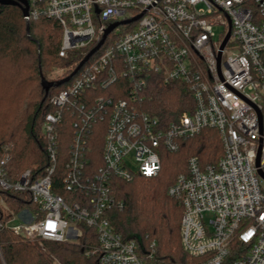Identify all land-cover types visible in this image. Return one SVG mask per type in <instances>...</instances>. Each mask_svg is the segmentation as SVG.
<instances>
[{
  "label": "built area",
  "instance_id": "2783aa9c",
  "mask_svg": "<svg viewBox=\"0 0 264 264\" xmlns=\"http://www.w3.org/2000/svg\"><path fill=\"white\" fill-rule=\"evenodd\" d=\"M26 1L28 21L47 18L60 27V57L99 41L108 24L140 17L112 29L107 36L134 23L50 95L52 110L41 123L42 171L33 177L27 168L10 179V154L0 149V230L28 241L76 243L84 224L94 230L96 243L86 254H96L97 264H152L154 242L142 247L111 225L108 210L122 205L112 194V179L154 176L160 149L176 150L181 138L214 128L223 148L216 163L189 157L186 171L167 188L182 206L181 248L196 258L192 264H264V176L258 173H264V0ZM157 80L184 84L193 100L191 110L165 126L143 108L145 92ZM66 114L73 120L63 154L68 195L62 196L52 181ZM101 124L95 167L91 140ZM10 191L28 192L35 208L13 210L6 202ZM234 239L240 241L237 256L229 251Z\"/></svg>",
  "mask_w": 264,
  "mask_h": 264
},
{
  "label": "trees",
  "instance_id": "16d2710c",
  "mask_svg": "<svg viewBox=\"0 0 264 264\" xmlns=\"http://www.w3.org/2000/svg\"><path fill=\"white\" fill-rule=\"evenodd\" d=\"M26 21L21 8L15 4L0 2V149L5 146L10 154L8 170L10 179H15L25 169L32 176L47 164L44 138L41 132L43 115L52 110L49 97L65 87L67 82L51 86L47 92L40 84L41 75L47 80L56 67H63V76L69 75L87 51L88 47L73 50L60 57L57 49L61 29L56 21L40 18ZM134 23L124 25L130 30ZM124 32L120 31L119 33ZM117 37H106L103 46L90 59ZM110 38V39H109ZM156 76H154L155 78ZM114 86L110 87V90ZM109 92H106V94ZM116 96H121L116 95ZM192 95L179 82L162 84L156 81L145 92L143 108L165 126L182 111L191 110ZM72 116L63 118L66 128L65 140L61 143L60 158L53 174L52 190L68 195L62 189L64 152L67 145ZM69 125V127H68ZM102 129L92 137V163L100 165V143ZM69 131V132H68ZM223 154L218 131L205 128L193 136L181 138L173 151L160 149V169L154 176H135L131 181L113 178L111 191L116 202L107 215L113 229L124 239H135L142 247L154 242L152 264H192L196 258L184 252L180 245L179 221L181 203L167 193L179 173L185 172L189 157H196L201 165L214 164ZM6 202L15 211L22 208L34 209L28 192H5ZM82 235L78 242H54L50 240L28 241L9 230H0V247L5 264H97L96 254H86L96 243L94 230L81 224ZM240 241L230 244V255L237 256Z\"/></svg>",
  "mask_w": 264,
  "mask_h": 264
},
{
  "label": "water",
  "instance_id": "95a60500",
  "mask_svg": "<svg viewBox=\"0 0 264 264\" xmlns=\"http://www.w3.org/2000/svg\"><path fill=\"white\" fill-rule=\"evenodd\" d=\"M1 3H4V4H15L17 6H19L21 8V11H22V14H23V17L26 21V31L28 32V25H29V21H28V12H27V1L26 0H0ZM96 12H98V10H96ZM140 17V14L139 15H136L134 17H131L129 19H123V20H119V21H115L113 23H110L108 24V26L105 28L101 38L99 39V41H97V43L92 47L90 48L87 53L83 56V58L78 62V64L76 65V67L72 70V72L61 78L59 81L55 82V81H51V80H47L46 78H44L42 75H41V78H40V84L42 86V88L44 89L45 92L48 91V89L53 86V85H56V84H59V83H62V82H65L67 81L70 76H72L77 70L78 68H80L83 63L85 61L88 60V58L94 53L96 52L99 47L103 44L107 34L112 30L114 29L116 26L118 25H121V24H126L128 22H131V21H134L136 20L137 18ZM229 34H230V27L220 45V48H223V46L225 45V43L227 42L228 38H229ZM219 60V56L217 58ZM259 115V121L261 122V115L260 113H258ZM261 124V123H260ZM258 156H259V148H258V151H257V157H256V165H258ZM258 173L262 176H264V173L261 169H258Z\"/></svg>",
  "mask_w": 264,
  "mask_h": 264
},
{
  "label": "rangeland",
  "instance_id": "374dc122",
  "mask_svg": "<svg viewBox=\"0 0 264 264\" xmlns=\"http://www.w3.org/2000/svg\"><path fill=\"white\" fill-rule=\"evenodd\" d=\"M92 17H93L94 24H97L96 15L94 13H92ZM123 28H124V25L120 26V29L111 32L109 34V37L114 36L115 34L119 33L120 31H126ZM60 74H64L63 67H56L49 73V78L58 79L60 77ZM259 184H260V187L264 190V180L259 178ZM18 222H19V220H18V218H16L13 221H10L9 224L13 225V224L18 223Z\"/></svg>",
  "mask_w": 264,
  "mask_h": 264
}]
</instances>
